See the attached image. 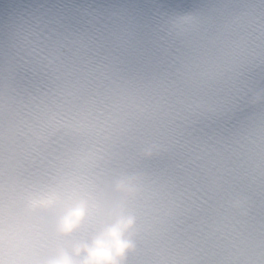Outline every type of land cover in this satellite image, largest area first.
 Returning a JSON list of instances; mask_svg holds the SVG:
<instances>
[{"label": "clouds", "instance_id": "clouds-1", "mask_svg": "<svg viewBox=\"0 0 264 264\" xmlns=\"http://www.w3.org/2000/svg\"><path fill=\"white\" fill-rule=\"evenodd\" d=\"M0 264H264V0H0Z\"/></svg>", "mask_w": 264, "mask_h": 264}]
</instances>
